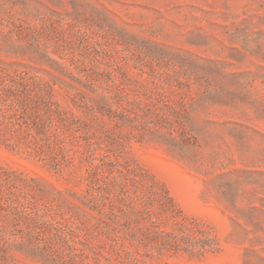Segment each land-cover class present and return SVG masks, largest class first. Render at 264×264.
I'll return each mask as SVG.
<instances>
[{"label":"rangeland","instance_id":"1","mask_svg":"<svg viewBox=\"0 0 264 264\" xmlns=\"http://www.w3.org/2000/svg\"><path fill=\"white\" fill-rule=\"evenodd\" d=\"M0 264H264V0H0Z\"/></svg>","mask_w":264,"mask_h":264}]
</instances>
